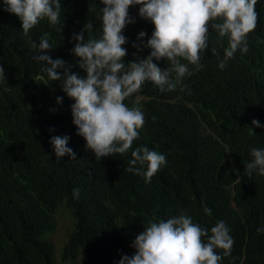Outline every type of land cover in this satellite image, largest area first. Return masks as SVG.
Segmentation results:
<instances>
[{"label": "trees", "instance_id": "obj_1", "mask_svg": "<svg viewBox=\"0 0 264 264\" xmlns=\"http://www.w3.org/2000/svg\"><path fill=\"white\" fill-rule=\"evenodd\" d=\"M102 7V0H62L63 24L52 25L45 17L27 34L19 16L0 7V64L6 69L0 79V264H57L54 244L45 235L55 228L59 206L73 219L63 262L116 264L122 254L135 251L131 241L147 221L186 211L203 226L219 219L230 226L234 244L221 264H264V232L257 231L264 226V174L243 176L244 164L253 158L251 147H264V128L251 125L253 117L264 122V0H256L258 18L247 34L248 51L237 50L225 68L218 64L228 38L221 42L214 18L208 48L201 51L204 67L184 77L185 90L161 91L146 81L125 98L130 107L139 102L145 113L132 147L147 144L166 154L167 163L150 182L127 170L131 149L99 158L86 147L72 119L74 98L59 81L47 80L43 62L33 56L32 41L48 32L54 47L44 51L84 74L70 37L88 20L94 27L85 31L86 38L99 37ZM129 11L136 19L123 29L129 37L126 62L138 51L148 54L150 48L138 50L131 41L141 29L149 36L153 29L133 6ZM155 62L169 63L166 58ZM57 95L63 96L60 104ZM65 133L76 157L52 151L49 137ZM74 187L81 190L79 199L73 197Z\"/></svg>", "mask_w": 264, "mask_h": 264}, {"label": "clouds", "instance_id": "obj_2", "mask_svg": "<svg viewBox=\"0 0 264 264\" xmlns=\"http://www.w3.org/2000/svg\"><path fill=\"white\" fill-rule=\"evenodd\" d=\"M102 3L100 36L86 38L85 31L94 27L92 20H88L70 37L75 41L71 51L79 57L76 63L84 74L72 71L73 65L62 57L53 58L44 51L54 47L48 32L40 36L39 42L32 41L33 56L43 62L41 70L47 73V80L59 81L63 91L74 98L70 106L72 119L77 126L75 131L85 138L86 147L99 158L131 149L127 170L150 182L167 163L166 154L147 144L132 147L145 123V113L139 102L130 107L125 98L138 92L146 81L161 91L177 87L185 90L184 77L204 67L201 51L208 48L209 21L214 18L219 19L212 26L218 30L221 42L225 36L228 38L218 66L225 68L237 50L246 53L247 34L257 24L256 0H102ZM136 5L138 14L148 19L153 29L150 36L141 29L131 43L138 50L147 47L150 51L147 55L138 51L133 54L134 59L126 62L128 49L124 45L129 37L123 29L135 21L129 8ZM0 7L19 16L25 34L45 17L52 25L63 24L62 0H3ZM146 36V40L142 39ZM153 58L155 61L166 58L169 63L161 67ZM5 72L0 64V79L6 78ZM55 99L60 104L63 96L57 95ZM251 125L264 128V122L256 117ZM250 132L256 133L252 126ZM49 139L55 156H77L68 144L69 134H54ZM250 153L253 158L244 164L243 176L264 174V147H251ZM80 191L74 187L73 197L79 199ZM204 211L212 214L206 203ZM257 231L264 232V226ZM233 244L234 237L225 220L219 219L209 228L182 211L147 221L131 241L135 251L131 255L122 254L116 264H221L223 256L231 254ZM217 248H223L224 252L216 251Z\"/></svg>", "mask_w": 264, "mask_h": 264}, {"label": "rangeland", "instance_id": "obj_3", "mask_svg": "<svg viewBox=\"0 0 264 264\" xmlns=\"http://www.w3.org/2000/svg\"><path fill=\"white\" fill-rule=\"evenodd\" d=\"M138 7V5L133 6L135 13L138 12ZM56 211L58 212L54 215L56 220L55 228L51 233L45 235V237L48 236V238L54 244V259L56 260L57 264H75L77 260L69 259L63 262L61 259L63 244L67 239L68 233L72 229L73 219L68 209L64 206H59ZM78 257L80 258V256Z\"/></svg>", "mask_w": 264, "mask_h": 264}]
</instances>
